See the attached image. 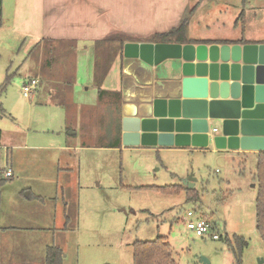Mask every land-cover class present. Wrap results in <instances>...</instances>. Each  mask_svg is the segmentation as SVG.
<instances>
[{
    "label": "rangeland",
    "instance_id": "rangeland-1",
    "mask_svg": "<svg viewBox=\"0 0 264 264\" xmlns=\"http://www.w3.org/2000/svg\"><path fill=\"white\" fill-rule=\"evenodd\" d=\"M243 3L263 6L264 0H200L187 17L189 30L209 38L264 33V9L244 10ZM7 5L6 0V11ZM35 28L30 31L33 35ZM20 29L0 28V84L6 74L11 75L0 95V264H44L48 246L62 249L65 264H133L132 243L158 236L170 243L176 264H233L226 234L231 241L233 235L246 241L240 264H264V243L255 217L256 157L107 148V139L116 140L112 132L119 107L103 106L81 118L75 94L54 103H64L61 108L43 102L44 93L36 89L27 97L22 93L24 83L37 77L42 80L38 88L59 95L60 89L45 82L55 66L73 80L88 77L82 57L76 59L73 53L77 42L66 41L60 50L59 42L52 47L43 40L29 54L30 44L41 40L28 37L16 42L12 33ZM102 57L99 49L93 51V66ZM75 60L77 69L68 68ZM91 72L80 101L99 102V91H105L114 104L111 92L99 81L102 77L94 74V67ZM66 78L63 82L73 86L74 81ZM87 117L92 120L85 121ZM104 124L110 125L108 138L97 132ZM65 143L87 146L73 154V171L60 169L69 162L67 155L45 147ZM7 170L12 176H5ZM190 176L195 179L190 187L194 201L186 198ZM178 184L184 191L171 195L138 188ZM201 217L210 221L218 239L187 229L186 218Z\"/></svg>",
    "mask_w": 264,
    "mask_h": 264
},
{
    "label": "crops",
    "instance_id": "crops-1",
    "mask_svg": "<svg viewBox=\"0 0 264 264\" xmlns=\"http://www.w3.org/2000/svg\"><path fill=\"white\" fill-rule=\"evenodd\" d=\"M5 1L2 0V23L0 28L8 26L10 29H16L22 27L18 31H13L16 42L27 41L28 37H31V41L41 40L36 44H30L28 53H32L35 48L39 47L44 39H51L55 44H59L60 50H62V44L66 41L77 42L78 49L73 51L76 56H81L82 64L88 68V77L81 76L76 78L73 86L66 85L64 77L69 79V74L65 72L63 68L58 66L52 67L48 72V79L45 82H51L58 89H60L59 95L53 97L51 91H44L43 87L36 88L37 93H44L43 102L54 105L60 101V98L70 100L73 98L72 94L77 97L74 104L78 106L76 111L79 110V117L84 115L88 116L89 113L102 109L103 106L119 107L118 117L119 125L115 124L113 127L114 132L112 135L120 139L119 147H107L113 148L123 152L124 150H140L145 149L150 152L163 153L173 151H186V152H209V153H222L229 156H235L237 154L253 155L264 152V150L258 149H246L238 148L236 150H217L214 147L208 149L196 148L192 146L177 147V146H123L121 141V120L125 116H131L135 114L138 104L143 102H149L152 98L158 97L164 94L165 91L174 84L176 80V74H174V67L176 61L172 59H166L157 65H147L139 59L125 58L123 56V49L121 54H117L114 61L110 65V69L104 76L101 84L109 92H118L119 101H115L114 104L109 102L107 94H104L99 102H84L80 101V92L88 90V85L92 80V68L93 51L96 49V43L105 40L112 34H119L124 36L139 37L134 42H146L145 37L152 33H164L172 28L180 26L182 23L186 25V36L190 40H196L200 42L193 43H235L239 42L242 37L248 43H264V33H258L254 36L246 33L245 36H233L229 37L224 34L209 38L205 34H196L189 30L187 18L190 13L192 15L193 9H196L195 3L198 5L200 0H7V10L5 9ZM238 7V6H237ZM245 9H264L263 6H251L245 7ZM32 27L35 28V34L30 33ZM127 43V42H125ZM90 59V64L87 60ZM67 67L70 69H77L75 62L68 63ZM110 74H112L110 77ZM39 82V78L33 77ZM71 80V79H70ZM42 83V80H40ZM100 87H97L99 89ZM103 88V89H104ZM98 91V90H97ZM39 93V94H40ZM55 93V91H54ZM53 97V98H52ZM50 98V99H49ZM73 101V100H72ZM81 103L80 105L78 103ZM83 102V103H82ZM55 107L64 105L55 104ZM93 107L94 109H90ZM67 109V108H66ZM87 113V114H86ZM78 117V118H79ZM117 117V118H118ZM83 118V117H81ZM84 118V119H85ZM91 118V117H90ZM87 117V120H92ZM93 122V121H92ZM118 122V119H117ZM95 126L94 124H92ZM110 125H103L101 128L97 127V132L101 136H106V130L110 129ZM211 128L219 127L217 121H209ZM96 127V126H95ZM109 127V128H108ZM59 133V132H58ZM57 133V134H58ZM71 135H75L72 132ZM108 138V137H107ZM109 143L113 142L110 140ZM53 140L49 141L52 143ZM108 143V144H109ZM60 151V155H67L69 162H66L65 167H61L62 171H73L74 161L73 154L75 151L84 149L87 146L79 144H57L56 146H45ZM12 176V175H11ZM144 186V185H143ZM149 186V185H148ZM193 216V215H192ZM202 218V217H201ZM206 219V218H205Z\"/></svg>",
    "mask_w": 264,
    "mask_h": 264
},
{
    "label": "water",
    "instance_id": "water-1",
    "mask_svg": "<svg viewBox=\"0 0 264 264\" xmlns=\"http://www.w3.org/2000/svg\"><path fill=\"white\" fill-rule=\"evenodd\" d=\"M123 56L176 61L174 84L122 118L123 146L264 150V43L127 42Z\"/></svg>",
    "mask_w": 264,
    "mask_h": 264
},
{
    "label": "trees",
    "instance_id": "trees-1",
    "mask_svg": "<svg viewBox=\"0 0 264 264\" xmlns=\"http://www.w3.org/2000/svg\"><path fill=\"white\" fill-rule=\"evenodd\" d=\"M2 0H0V25L2 23V9H1ZM139 37L133 36H124L119 34H112L105 40H101L96 43V49H99L103 57L96 58L94 64V74L100 75L102 78L99 80L102 82L104 76L106 75L110 65L114 61L117 54H121L123 45L125 42H134L138 40ZM146 42H179V43H188V42H200L196 40H190L186 36V25L182 23L180 26L176 28H172L164 33H152L145 38ZM45 41H49L50 45L54 47L53 40L44 39ZM239 42L247 43V41L242 37ZM59 47V45H58ZM69 77V81L73 82V79ZM71 79V80H70ZM11 80V75L6 74L4 81L0 84V95L5 91L6 85ZM69 86V82L67 83ZM70 87V86H69ZM100 96L106 93L103 91L102 93L99 91ZM112 97L117 101L119 99L118 92H112ZM63 98H60L62 101ZM64 105V103H63ZM0 110H2L0 104ZM119 117H118V125H119ZM0 139H1V131H0ZM120 139L109 143L107 147H119ZM256 163H255V178L257 181V196H256V229L259 234L260 239L264 243V152L258 153L255 155ZM138 188L142 189H154L156 191L165 193V194H178L184 191V188L178 185H168V186H140ZM188 188V187H187ZM194 189L188 188L186 190L187 201H191L195 198ZM194 196V198H193ZM197 197V196H196ZM194 201V200H193ZM225 241L232 252L233 255V264H240L241 262V253L242 249L246 245V241L237 235H233V240L231 241L227 234L224 236ZM132 261L133 264H176L172 256V248L170 243L167 241L165 237L158 236L155 240L151 241H142L137 240L132 243ZM44 264H65L63 258V251L60 247L56 246H48L46 248V256Z\"/></svg>",
    "mask_w": 264,
    "mask_h": 264
},
{
    "label": "built area",
    "instance_id": "built-area-1",
    "mask_svg": "<svg viewBox=\"0 0 264 264\" xmlns=\"http://www.w3.org/2000/svg\"><path fill=\"white\" fill-rule=\"evenodd\" d=\"M37 85V79L31 78L27 80L22 87L23 95L27 97L32 91L36 89ZM212 131L215 132L216 128H212ZM11 175L12 174L10 170L5 171V176L9 177ZM192 215L193 213L189 211L188 216L190 217ZM186 227L188 230L195 232V234L200 237L211 236L213 239H218L220 236V234L213 231L212 224L205 218H186Z\"/></svg>",
    "mask_w": 264,
    "mask_h": 264
}]
</instances>
